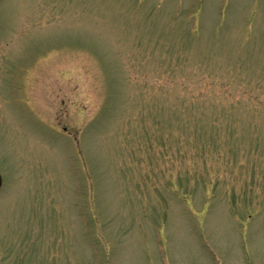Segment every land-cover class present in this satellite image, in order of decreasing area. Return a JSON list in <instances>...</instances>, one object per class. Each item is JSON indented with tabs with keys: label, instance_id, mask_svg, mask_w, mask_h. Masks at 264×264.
<instances>
[{
	"label": "rangeland",
	"instance_id": "obj_1",
	"mask_svg": "<svg viewBox=\"0 0 264 264\" xmlns=\"http://www.w3.org/2000/svg\"><path fill=\"white\" fill-rule=\"evenodd\" d=\"M0 264H264V0H0Z\"/></svg>",
	"mask_w": 264,
	"mask_h": 264
},
{
	"label": "water",
	"instance_id": "obj_2",
	"mask_svg": "<svg viewBox=\"0 0 264 264\" xmlns=\"http://www.w3.org/2000/svg\"><path fill=\"white\" fill-rule=\"evenodd\" d=\"M2 186V176L0 174V187Z\"/></svg>",
	"mask_w": 264,
	"mask_h": 264
}]
</instances>
